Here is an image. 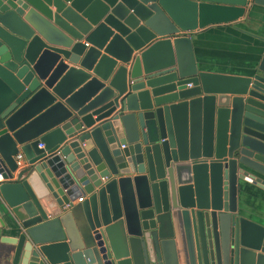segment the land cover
Returning a JSON list of instances; mask_svg holds the SVG:
<instances>
[{
    "label": "water",
    "instance_id": "1",
    "mask_svg": "<svg viewBox=\"0 0 264 264\" xmlns=\"http://www.w3.org/2000/svg\"><path fill=\"white\" fill-rule=\"evenodd\" d=\"M255 6L0 0V264H264L239 200L264 191V55L206 72L191 41Z\"/></svg>",
    "mask_w": 264,
    "mask_h": 264
},
{
    "label": "crops",
    "instance_id": "2",
    "mask_svg": "<svg viewBox=\"0 0 264 264\" xmlns=\"http://www.w3.org/2000/svg\"><path fill=\"white\" fill-rule=\"evenodd\" d=\"M191 41L194 60L200 70L246 76L264 55V8L251 7L234 23L195 31ZM77 199L73 200L74 204ZM239 200L253 221L264 223V191L248 189Z\"/></svg>",
    "mask_w": 264,
    "mask_h": 264
},
{
    "label": "built area",
    "instance_id": "3",
    "mask_svg": "<svg viewBox=\"0 0 264 264\" xmlns=\"http://www.w3.org/2000/svg\"><path fill=\"white\" fill-rule=\"evenodd\" d=\"M41 147V145H38V148H40ZM14 160H15V165H16V167H21V161H22V157H21V155L20 154H17L15 157H14ZM2 180L0 179V182H1ZM78 202H80V199H78Z\"/></svg>",
    "mask_w": 264,
    "mask_h": 264
}]
</instances>
